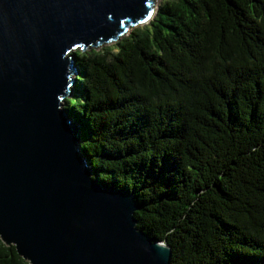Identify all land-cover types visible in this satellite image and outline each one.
<instances>
[{
    "label": "trees",
    "instance_id": "trees-1",
    "mask_svg": "<svg viewBox=\"0 0 264 264\" xmlns=\"http://www.w3.org/2000/svg\"><path fill=\"white\" fill-rule=\"evenodd\" d=\"M63 105L103 186L128 189L170 264H264V0H160L73 51ZM0 264H29L0 239Z\"/></svg>",
    "mask_w": 264,
    "mask_h": 264
},
{
    "label": "water",
    "instance_id": "water-1",
    "mask_svg": "<svg viewBox=\"0 0 264 264\" xmlns=\"http://www.w3.org/2000/svg\"><path fill=\"white\" fill-rule=\"evenodd\" d=\"M156 0H0V239L29 264H170L128 189L92 176L62 101L71 50L147 23Z\"/></svg>",
    "mask_w": 264,
    "mask_h": 264
},
{
    "label": "rangeland",
    "instance_id": "rangeland-1",
    "mask_svg": "<svg viewBox=\"0 0 264 264\" xmlns=\"http://www.w3.org/2000/svg\"><path fill=\"white\" fill-rule=\"evenodd\" d=\"M160 2V0H156V2H155V9H156V7H157V5H158V3ZM76 49H78V48H76ZM76 49H73V50H71L72 52L73 51H75ZM62 103H63V101H62ZM64 104V103H63Z\"/></svg>",
    "mask_w": 264,
    "mask_h": 264
}]
</instances>
